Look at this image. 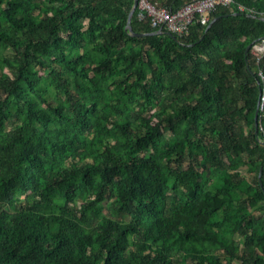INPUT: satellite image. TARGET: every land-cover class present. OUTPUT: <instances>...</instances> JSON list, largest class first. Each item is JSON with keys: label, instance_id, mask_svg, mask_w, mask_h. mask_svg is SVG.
<instances>
[{"label": "trees", "instance_id": "obj_1", "mask_svg": "<svg viewBox=\"0 0 264 264\" xmlns=\"http://www.w3.org/2000/svg\"><path fill=\"white\" fill-rule=\"evenodd\" d=\"M233 1L170 36L0 0V264H264V0Z\"/></svg>", "mask_w": 264, "mask_h": 264}, {"label": "built area", "instance_id": "obj_2", "mask_svg": "<svg viewBox=\"0 0 264 264\" xmlns=\"http://www.w3.org/2000/svg\"><path fill=\"white\" fill-rule=\"evenodd\" d=\"M233 5V0H190L180 10L172 13L166 8L160 7L159 3L155 0H138L136 10L138 11V18L140 20H150L151 27L158 30L156 34L165 30L172 34L185 36L188 34L189 26L195 19L200 20L202 25L207 26L210 22L211 15L218 8L224 7L231 9ZM238 8L241 12L245 11L243 6L238 5ZM253 49L259 61L264 56V40L262 43L255 45ZM259 75L264 80V75L262 73ZM263 108L264 97L261 96L259 110L262 111Z\"/></svg>", "mask_w": 264, "mask_h": 264}, {"label": "water", "instance_id": "obj_3", "mask_svg": "<svg viewBox=\"0 0 264 264\" xmlns=\"http://www.w3.org/2000/svg\"><path fill=\"white\" fill-rule=\"evenodd\" d=\"M137 5H138V0H134L133 8H132V10H131V12H130V14H129V17H128L127 31H129V32H133V29H132V26H131V21H132L133 15H134L135 12H136ZM219 19H220V17H219V18H215L214 20H212V21L210 22V24L208 25V27H207V29H206V32H207V31L212 27V25H213L215 22H217ZM161 33L163 34V33H165V32H159L158 34H161ZM167 34L170 35V36H173L172 33H167ZM147 35H148V34H134L135 37H144V36H147ZM151 35H154V34H151ZM249 49H250V47H249L247 50H249ZM260 96H262V92H260ZM258 118H259V104H258V109H257V111H256V115H255V131H256V133H257V131H258V125H259Z\"/></svg>", "mask_w": 264, "mask_h": 264}]
</instances>
